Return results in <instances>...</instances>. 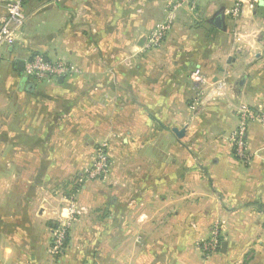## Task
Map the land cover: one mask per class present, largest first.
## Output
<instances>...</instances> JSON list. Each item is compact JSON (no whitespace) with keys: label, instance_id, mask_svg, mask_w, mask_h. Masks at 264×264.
<instances>
[{"label":"crops","instance_id":"0c3cea01","mask_svg":"<svg viewBox=\"0 0 264 264\" xmlns=\"http://www.w3.org/2000/svg\"><path fill=\"white\" fill-rule=\"evenodd\" d=\"M169 1L55 0L47 19L35 27L30 21L20 42L0 50V264H264V124L252 123L248 162L228 156L197 164L195 140L189 142L199 90L191 74L198 67L214 83L232 86L222 97L227 102L247 93L264 108V5L200 0L197 13L180 8L163 43L150 47V30ZM236 3L242 14L233 20L228 12ZM217 14L222 28L211 22ZM238 27L244 33L235 51L231 31ZM33 52L82 72L33 81L30 92L18 62ZM14 84V94L1 93ZM41 86L43 103L35 93ZM42 109L47 142L35 123ZM184 117L188 125L180 126ZM174 128H185V136ZM98 141L111 150L138 142L145 167L125 173L121 190L108 185L106 196L85 200L66 250L54 256L52 223L64 221L70 206L42 182L63 180L67 165H83L82 150ZM45 164L47 175L37 172ZM214 235L219 247L208 253L204 243Z\"/></svg>","mask_w":264,"mask_h":264},{"label":"rangeland","instance_id":"374dc122","mask_svg":"<svg viewBox=\"0 0 264 264\" xmlns=\"http://www.w3.org/2000/svg\"><path fill=\"white\" fill-rule=\"evenodd\" d=\"M172 1V4H175V2L179 0ZM192 1H194L195 8L191 10L192 7L190 6V9L188 10L193 13H197L200 0ZM51 2H53L54 4L55 0H28L24 7V13L27 16L22 30L28 29V24L30 21L32 25L31 27H35L34 23H37L40 19L43 18L47 19V5ZM171 5L166 7L165 18L153 25L150 30V34L154 32L159 24L168 22V16L171 12L170 10H172ZM43 6L46 7L45 10L41 8ZM182 7L187 8L189 6H186V4L183 3L175 11L169 31L172 29L176 21L178 10ZM27 9L30 10V14H28L29 12L27 11ZM33 11H35V13H38L35 14ZM229 16L231 19L236 20L239 19L241 15L238 18L233 17L231 14H229ZM41 25H43V23H41ZM243 33L244 32H242L239 27L234 28V30L231 31L233 39V43L231 44V46H234V42H240V40H242L241 36H243ZM32 37L33 35H31L30 37L31 43L34 41V38ZM233 46L231 47L233 50L236 51L237 49H239V46H236V48H233ZM31 55H33V53L29 56ZM49 60L58 61L62 59ZM75 67L79 68L78 66ZM196 69L200 71L201 76L207 82L206 85H202L201 82L196 81V86L199 89L194 100V104H196V118L195 120L190 119L192 133L195 132V135L192 134L191 138L189 139L190 146L191 140L194 139L196 143L195 149L193 150L190 148V150L192 152H195L197 164L203 162V159L207 160L216 157L220 158L228 156L233 157L234 159L241 162H248L254 156L251 145L252 134L250 128L252 126V123L264 124V120L258 121L255 118L252 119L249 115H246L243 146L239 147L237 144L235 133L239 131L240 121L242 117L241 109H243V107H246V109L253 110L255 114L262 115V112L264 113V108L259 109L256 106V102L253 101L252 97H249V94L247 93H245L243 96H240V98L234 96L230 102H227L222 97H224L226 93L232 89V86L224 79L219 80V82L216 81V83H214L207 77V75L202 71L201 68L198 67ZM80 73H78L77 75H79ZM191 79L194 81L192 74ZM43 81H47V79L42 80V82ZM220 84H223V87H220ZM15 91H17L16 84H14L11 89H4L3 91H1V93H5L7 97H9V95L14 94ZM46 92L47 87L41 86L40 89L36 90L35 92L36 94L40 95L39 97L37 96L36 99L41 100V102L43 103L44 99H46L43 95ZM205 92L211 93V97L210 99H207V101H203V99H201L205 95ZM39 112L41 118H37V120L35 121V123L37 122L36 126H38L37 130H39L38 136L40 140L47 142V114L43 116V109L39 110ZM179 121L180 126H183L185 123V125H188L187 117L180 118ZM14 122L15 121L13 120V123ZM138 137L139 136L137 133L133 136V139L136 140ZM183 141H185V143L187 144L188 138H183ZM136 145H138V142H135V144H133L132 149L129 148L126 150H111L109 148V143H107L106 141H98L96 143H93L89 149L85 148L82 150L84 158H86V162L83 165H77V167L72 166V164L67 165L68 175L63 180L52 179L47 183V177H45L46 180L42 182V185H45L46 190L47 184H50L53 192L68 199V201H66V205L67 207L70 206L69 216L64 221H61L59 223H52L53 229L50 250L53 246L55 234L61 228L62 224H64L65 221L68 220V222H66L68 223L67 236L62 251L57 254L51 252L52 255H61V253L66 250L68 245L67 238L69 237L70 228L76 221L77 217L84 214L87 210L85 205L87 203L85 202V200L90 202L91 196L95 195V192H101L100 194H102V191H105L104 196H106L108 185H111L112 189L116 188V190H121L124 184L123 175L125 173L129 174L143 171V168L145 167V150L134 148V146ZM182 149L183 148L181 146V151ZM43 151L47 155V146L43 149ZM259 153L261 154V151ZM37 167V172L40 173L41 171V173L47 175V164L40 165V168L39 166ZM74 167H76V170H73Z\"/></svg>","mask_w":264,"mask_h":264},{"label":"built area","instance_id":"2783aa9c","mask_svg":"<svg viewBox=\"0 0 264 264\" xmlns=\"http://www.w3.org/2000/svg\"><path fill=\"white\" fill-rule=\"evenodd\" d=\"M181 1V2H180ZM24 2L25 0H6L5 8L6 15L1 20L0 26V50L8 45H12L20 40L22 35V28L26 22V15L24 13ZM173 1H169L168 6L171 5ZM186 4L188 9L190 6L191 10L195 8L194 1L189 0H179L175 4L171 5L170 14L168 16V22L159 24L154 32H152L148 38V45L152 47H158L161 45L163 39L168 33L173 21L175 11L181 6V4ZM233 17L238 18L242 14V6L240 3H236L228 12ZM81 69L75 67L74 65L65 62L64 60H49L43 55L38 54L33 57H29L24 62V75L29 78H36L38 81L45 79H57L65 76H69L75 73H80ZM194 82H201L202 85H206V80L201 76L200 71L196 69L192 73ZM197 81V82H196ZM220 87H223V84H220ZM242 117L240 121L239 131L235 133L237 139V144L239 147L243 146V137L245 131V117L249 115L252 119L258 121L264 120V113L262 115L255 114L253 110L246 109L243 107L241 109ZM67 227L68 223L62 224L61 228L55 234L53 241V246L51 248L52 253H59L62 251L64 242L67 236ZM219 247V240L217 236H213L211 240L204 243V250L206 252H213Z\"/></svg>","mask_w":264,"mask_h":264},{"label":"water","instance_id":"95a60500","mask_svg":"<svg viewBox=\"0 0 264 264\" xmlns=\"http://www.w3.org/2000/svg\"><path fill=\"white\" fill-rule=\"evenodd\" d=\"M260 5H264V0H260ZM211 22L218 28H222L224 25V18L221 14H217L212 20ZM18 70L20 71V75L22 78V85L26 87V89L30 92H33L36 84L31 81L29 79L28 76L24 75V62L22 60H20L18 62ZM242 84V82H241ZM173 131L176 133V135L179 138H182L185 136L186 133V129L182 128V129H178V128H174Z\"/></svg>","mask_w":264,"mask_h":264},{"label":"trees","instance_id":"16d2710c","mask_svg":"<svg viewBox=\"0 0 264 264\" xmlns=\"http://www.w3.org/2000/svg\"><path fill=\"white\" fill-rule=\"evenodd\" d=\"M38 54H41V55H43L45 58H47V59H49L46 55H44V54H42V53H40V52H33V55H31V56H29V57H33V56H35V55H38ZM31 81H34V82H42V80L41 81H38L36 78H29ZM67 240H68V238H67Z\"/></svg>","mask_w":264,"mask_h":264}]
</instances>
